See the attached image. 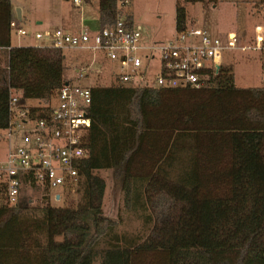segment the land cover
Instances as JSON below:
<instances>
[{
  "label": "trees",
  "instance_id": "1",
  "mask_svg": "<svg viewBox=\"0 0 264 264\" xmlns=\"http://www.w3.org/2000/svg\"><path fill=\"white\" fill-rule=\"evenodd\" d=\"M117 3L98 0L100 29L122 16ZM10 22L11 0H0V131L10 92L45 117L66 82L63 53L11 47ZM187 27L177 3L175 31ZM88 115L77 204L52 207L50 190L25 178L17 205L0 206V264H264V85L238 88L225 67L201 90L98 84ZM100 171L150 225L143 241L118 235L119 222L103 215Z\"/></svg>",
  "mask_w": 264,
  "mask_h": 264
},
{
  "label": "built area",
  "instance_id": "2",
  "mask_svg": "<svg viewBox=\"0 0 264 264\" xmlns=\"http://www.w3.org/2000/svg\"><path fill=\"white\" fill-rule=\"evenodd\" d=\"M82 1L72 3L81 7ZM9 27L16 28L12 21ZM17 35L27 36L22 30ZM35 39L51 40L53 46L46 49L86 53L88 60L55 93L45 117L24 107L20 94L10 92L8 125L0 131V140L8 141L5 161L0 163V206L17 205L25 178L50 192L61 190L55 196L50 193V199L56 201L76 187L79 166L88 156L84 137L91 125V88L101 80L103 71L110 83L122 86L201 90L217 75L226 51L264 52L263 25H255L252 44L242 46L235 32L219 38L193 26L176 33L172 41L147 42L141 27L129 24L123 16L93 33L84 29L76 33L45 31ZM17 132L23 133L21 145L12 147L10 137Z\"/></svg>",
  "mask_w": 264,
  "mask_h": 264
},
{
  "label": "rangeland",
  "instance_id": "3",
  "mask_svg": "<svg viewBox=\"0 0 264 264\" xmlns=\"http://www.w3.org/2000/svg\"><path fill=\"white\" fill-rule=\"evenodd\" d=\"M260 2L261 0H218L214 6L185 4L183 0H129L126 5H122V0H118L117 6L122 16H129L134 25L141 27L147 42L173 40L176 34L175 9L179 3L185 7L188 27L200 28L219 38H223L228 32H235L241 37L242 46L252 44L255 25L264 26V4L260 5ZM17 10L21 13L20 20L17 18ZM11 21L16 26L11 30L12 47H52L51 40H36L35 35L56 30L76 33L81 29L93 33L100 29L98 0H83L81 7H75L72 0H11ZM18 30L24 31L27 36L17 35ZM62 53L65 68L63 76L65 79H70L71 76L79 73L80 66L88 60V55L77 51H63ZM221 67L232 71L234 84L238 88H254L264 85L262 75L264 52L226 51ZM104 75L106 74L103 71L97 85L108 86L110 84V80L105 79ZM21 104L31 108L43 107L34 100H23ZM22 136V132L13 133L9 144L12 147L21 145ZM7 145V140H0V163L5 161ZM97 175L104 179L106 184L102 205L103 215L119 222L116 232L118 235L135 243L143 241L149 233L150 225L146 223L140 211H134L130 204L126 203V195L120 190L113 173L100 171ZM75 191L74 186L61 195L59 201L51 197V206L73 208L79 199ZM57 193H61V190L56 189L51 192L52 196ZM26 197L27 200L29 198L32 200L31 205L34 206L38 204L40 198L30 191L26 193ZM104 245L106 244L101 243L98 249H103ZM95 264H100L99 258L96 259Z\"/></svg>",
  "mask_w": 264,
  "mask_h": 264
},
{
  "label": "water",
  "instance_id": "4",
  "mask_svg": "<svg viewBox=\"0 0 264 264\" xmlns=\"http://www.w3.org/2000/svg\"><path fill=\"white\" fill-rule=\"evenodd\" d=\"M17 18H18V20H20L21 18H20V12L17 10Z\"/></svg>",
  "mask_w": 264,
  "mask_h": 264
},
{
  "label": "crops",
  "instance_id": "5",
  "mask_svg": "<svg viewBox=\"0 0 264 264\" xmlns=\"http://www.w3.org/2000/svg\"><path fill=\"white\" fill-rule=\"evenodd\" d=\"M20 18H21V13H20ZM10 39H11V36H10ZM10 42H11V40H10ZM11 44V43H10ZM11 47H12V45H11Z\"/></svg>",
  "mask_w": 264,
  "mask_h": 264
}]
</instances>
